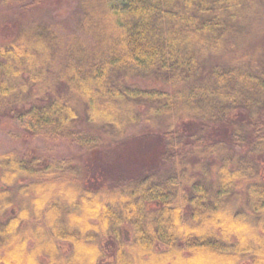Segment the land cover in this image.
Instances as JSON below:
<instances>
[{"label":"trees","instance_id":"1","mask_svg":"<svg viewBox=\"0 0 264 264\" xmlns=\"http://www.w3.org/2000/svg\"><path fill=\"white\" fill-rule=\"evenodd\" d=\"M41 1L0 23V110L81 155L140 120L157 145L101 178L0 153V264H264V0H80L84 37L24 24Z\"/></svg>","mask_w":264,"mask_h":264},{"label":"rangeland","instance_id":"2","mask_svg":"<svg viewBox=\"0 0 264 264\" xmlns=\"http://www.w3.org/2000/svg\"><path fill=\"white\" fill-rule=\"evenodd\" d=\"M43 1V0H42ZM41 1V2H42ZM113 5H119L123 0H109ZM80 0H44L41 6L33 8L23 17L22 22L30 24L50 23L63 35L84 37L79 32L77 26L83 18V10L79 6ZM19 0H0V23L11 26L12 14L8 6L19 4ZM12 40V35L8 29L5 33L0 32V44H7ZM141 70L129 75L128 81L139 86H152V80ZM140 109H142L140 107ZM0 110V153L16 152L21 156H40L44 158L71 157L74 162L88 161L89 169L96 170L97 178H101L99 169L102 166L114 165L117 174H121L129 169L143 166V163L154 157L156 142L153 138L139 139L142 133L148 132V125L140 120L130 126L126 132L116 137H108L106 141L107 151L99 154L83 153L81 148L64 138H53L51 136H32L29 133L31 127L28 118L21 117L19 113H4ZM84 106L78 110V118L73 122V126L81 128L83 125ZM100 124H88L89 127L96 128ZM82 162V163H83ZM133 164V165H132Z\"/></svg>","mask_w":264,"mask_h":264}]
</instances>
